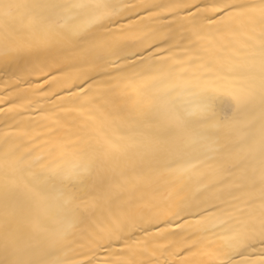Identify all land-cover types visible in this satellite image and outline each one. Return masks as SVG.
Wrapping results in <instances>:
<instances>
[{
  "label": "snow or ice",
  "instance_id": "obj_1",
  "mask_svg": "<svg viewBox=\"0 0 264 264\" xmlns=\"http://www.w3.org/2000/svg\"><path fill=\"white\" fill-rule=\"evenodd\" d=\"M0 72V264H264V0H0Z\"/></svg>",
  "mask_w": 264,
  "mask_h": 264
},
{
  "label": "bare ground",
  "instance_id": "obj_2",
  "mask_svg": "<svg viewBox=\"0 0 264 264\" xmlns=\"http://www.w3.org/2000/svg\"><path fill=\"white\" fill-rule=\"evenodd\" d=\"M134 2H139V0H134ZM138 18V17H137ZM124 23H127V20H124L123 21ZM4 73L0 72V79H3L4 78ZM33 81H34V84L35 85H40V84H43V78L42 77H38V76H33L32 77ZM4 88V85L3 84H0V95H2V90ZM47 89V86H45V90ZM75 90V89H74ZM8 105H7V102L3 103V104H0V107L2 108H6ZM2 120H3V117L0 116V134H2L3 132V124H2ZM173 229H175V225H173ZM155 230V229H153ZM101 259L103 258V254H101Z\"/></svg>",
  "mask_w": 264,
  "mask_h": 264
}]
</instances>
